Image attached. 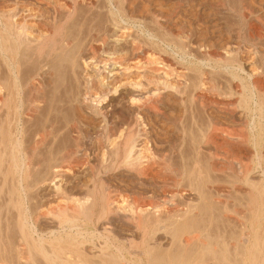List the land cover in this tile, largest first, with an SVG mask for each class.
Instances as JSON below:
<instances>
[{
  "label": "rangeland",
  "instance_id": "374dc122",
  "mask_svg": "<svg viewBox=\"0 0 264 264\" xmlns=\"http://www.w3.org/2000/svg\"><path fill=\"white\" fill-rule=\"evenodd\" d=\"M113 1L112 0H106V1L101 0L96 6H94V8H91V9L87 8V10H85L84 8L80 10L79 14L76 17L77 21L76 19H75L76 22L73 21L75 25L72 22L68 28L71 34H75L79 32V30L83 26L84 27L86 26L85 28L83 27L84 29L89 28L93 30H99V28H101V26H103L104 24L106 26V24L109 21L108 20L109 18H119L120 19L119 21L122 20L124 22L123 23L121 21L123 23L122 24L123 27L127 28L129 26L127 28L128 32L133 34L134 37L136 36V38L137 37L138 39L140 38L141 40L140 42L142 43L143 46L147 48L148 47L153 48L152 50L156 53L154 54L157 60L159 59L158 60L159 62H161V60L163 63L164 61L168 62V65L171 67V70H172L171 74L173 71L178 73V74L176 73L174 74L173 72L174 75L172 74L173 75L172 77L175 78L174 83L176 84V85L174 84L175 93L173 92L174 88H170V90L168 91L167 89L163 88L162 85H159V89H160L159 94L163 92L161 94L163 95L161 96L162 104H163L161 106V108L163 107L161 112H162V115L164 116L156 115L157 117L154 116L152 118H148L149 120L146 119V123L149 129L147 130L149 131L148 132L149 133L148 139L150 140L149 146L151 148L152 155H149L150 158L148 157L147 158L148 160L147 159L143 160L144 165L146 164L145 165L146 170L141 172V171L136 170L133 167L131 168L130 166L123 164L121 159L120 160L114 159L116 161H113V159L111 158V155L108 154L109 152H107L108 149L105 148L107 149L105 150L98 144L96 140L97 136L96 134H94L93 127L97 125V122L99 120L91 121V118H88L89 116L86 115L85 111L83 110V106L80 105L82 104L80 103L82 102L81 99H83L82 97H84L83 96L84 95L83 94L84 93V82L80 78V76L72 72L70 69H66L64 65L61 66V64H58V63L54 65L53 67H51V69L56 68L58 71L56 69L55 70L49 69V71H47L48 67L46 68L47 70L45 69V72L42 74V79L45 85L44 94L46 96L44 95L45 96L44 102L41 105L42 109L39 110V113H35V115L30 114V115L25 116L24 114H22L21 118L18 120V123H19L18 130L21 131L22 126L25 127V128L23 127L24 129H22L21 131L22 135H20V137L22 136L24 138L23 139L21 137L23 141V147H24V150L26 149L25 150L26 152H29L32 150L34 146L33 141H35L36 136L39 133H42L45 128L49 127L50 125H53L54 134H52L47 139L45 147L43 146L44 148L42 147L40 150H38L39 152H37L35 155V158L36 157L38 158L36 159L34 158L32 162L34 163L36 160L37 163L40 162L39 163L40 165L37 164L36 162H35L36 165L35 163L32 164L31 176L33 175L32 176L33 179L30 178V181H29V187L30 185L31 187L28 188L29 191L27 190L28 193L25 194L28 197L24 195V199H25L24 206L27 209V211H29L27 212V216L29 215L28 219H30L28 220V222H30L28 223L29 225L28 228L30 230L31 226L33 225L32 226L33 231L30 230L33 240L35 239L36 241L40 242L38 243L35 241L36 242V243L34 242L35 245L37 244L40 247L42 245L41 248L44 250L46 254H48V256H51L53 254L54 249L57 248L59 244H61L62 246L66 245L67 243L66 240L73 239L75 237L76 231L71 230L70 232V230H68L69 227L68 228L62 227V230H61V226L59 225V222L58 220H56L57 218L54 215L55 212L61 206H63L66 201L69 204V203H72V201L75 199L76 200H79V199L83 200L84 198L92 199V193H91V189L93 188L92 173L90 169L87 167L79 168L76 171L77 173H73V174L70 173V175L67 174L66 175L67 177L66 176L64 177L63 182L66 185L63 184V182L62 184L65 186V189H66L65 191L67 192H65L66 194L64 196L62 195L61 197L65 199L60 198V196L54 192L55 191V189L53 188L54 186L53 187L49 186L50 177H51L50 171L52 170V167L55 165H58V163L59 164L61 163V160H60L61 152L65 150L71 143L73 144V137H72L73 135L70 133V126L73 123H77V124L80 123L79 125H80V128L83 127L81 129L83 130L82 134L84 135V136L81 135V137L83 136L82 137L83 140L81 139L79 141V144H81L80 145L81 150H83V152L87 154L88 159H90L89 161L91 162V164H93V167H98L100 164H105L107 171L105 170L103 172L99 185L103 184L102 187L105 189L106 193L109 192V196H111L113 199H118L124 205L126 204L125 205L126 207H128L129 205V208L135 206L138 203H142L143 201L147 200L146 203L151 205L150 212L152 215H154L155 213H157L158 211L162 209L163 210L170 209V207L171 209H174L175 211L176 210L180 211L181 209H183L184 211H180L181 215L182 214L184 215V213L191 211L189 214L186 215L185 218L183 217V219H181V217L176 215L175 216L176 218L174 217L169 220H166V219L162 220L161 224L160 223L158 224V228L151 233L150 236H152V238L149 237L151 238L149 239V245L151 248L153 247L152 249L154 252L153 255H155V259L156 257L160 258L161 256L163 257H165V255L168 256L169 254L171 259H173L174 257H175L174 258L175 260L178 259L175 264H182V263L183 264L184 263L185 264H195V263L196 264H252V263L253 264H264V201L262 200V198H264V194H263L264 190L262 192V189H264V146L261 147L260 145H256L254 143L256 141L264 140V130H262L259 127L260 126L259 123L260 122L263 123L264 120L261 118L260 113H257L255 117V114H251L250 112H248L243 102V100L245 101L244 95L248 94L249 98H251V96H254V99H255L254 101L256 102L259 99L258 97L259 95L257 93L251 95L252 93L250 92H246V93L242 92L243 84H248L249 82L252 81L251 78H249L250 75L248 74V71H247L248 69L246 68V66L245 67L243 66V69L246 68V70L243 71V69L240 68V64L238 62L235 63L234 67L232 66L230 67L229 64L220 65L219 60L211 56L213 55V53L216 52V53H219V55L221 56L224 55L225 57L224 56L222 57V60H224L228 58V56H231V55L235 56L234 49L240 48L243 46L242 49L240 48L242 51L245 48L244 50H248L251 53H253L255 57H258L256 60L260 64L256 67L259 68L260 70L264 68V62H263L264 55H262L264 54V37H263L264 36V30H263L264 29V26H263L264 25V0L262 1L261 0H256V1L255 0H250V1L245 0L247 3L252 4V6L251 5L250 6L253 8L254 14H253V17L246 16V20H245L246 22L242 21L243 22L242 25L240 24V20L238 19V17L235 16V12L233 11L234 9L232 8V6H235L234 4H238L239 2L238 0H232V1L231 0H223V1L222 0H133V1L127 0L126 1L127 3L125 2V4L121 5L123 7L118 6L119 10L115 7ZM255 16L258 18H256ZM258 19L260 21H257ZM93 20H94V23H92L93 27L92 26L90 27L91 22H93ZM261 22H263V24ZM155 24L158 25L159 27L156 26ZM246 26H248L249 28H251L252 26L253 29L252 28L249 29ZM75 27L79 30L76 31ZM255 27H256V31L254 29ZM83 28L82 30H84ZM258 29L259 31H257ZM248 30L249 31L252 30V31L249 33ZM260 31L261 33L263 32L262 33L263 36L262 34L259 35ZM173 36L175 37V39ZM179 36L180 37L182 36L180 38L181 40L179 39ZM253 36L257 37V39L259 37L258 40L260 41H258ZM261 36L263 39L260 38ZM248 37L250 38L253 37V38L249 39ZM173 39L175 41H173ZM147 40L150 42H148ZM176 42L177 43L184 42L185 45L182 44L181 46L180 45L181 43L177 44ZM149 43H152V44H149ZM148 45H151V46H148ZM183 46H186V47H183ZM234 46L235 47L238 46V47L234 48ZM180 47H183V48H180ZM251 49L254 52L251 51ZM224 50L226 51L225 54H224ZM232 52L234 53V55ZM206 53L209 55H207ZM166 57H168V59ZM216 61H218V63ZM167 62L165 63L167 64ZM261 62L263 64H261ZM216 63L219 65H217ZM60 66L61 67L64 66L63 69ZM224 66H227V67H224ZM241 69L244 73L241 71ZM201 70L204 73L201 72ZM182 71H185V74H187V76L189 75L188 76L189 78L191 77L190 80L187 76L186 77L188 79H185L186 78L185 74H183L184 72ZM199 74L201 76L203 75L205 76L204 78L207 80L206 82L209 81L208 82L209 84L207 83L205 86L207 91H204V92L200 91V92L193 93L192 92L193 89L189 87L191 86V83L195 81L196 77L201 78ZM194 75H195V78H194ZM235 75L238 77H236ZM178 77H180L181 81L177 80L179 79ZM181 78H183L184 81H182L183 79ZM197 80L199 81L200 79H197ZM240 80H242V82H240ZM262 80L264 84V78ZM178 82L182 85L184 84V87L182 88H185V89L179 88ZM187 82L189 83V85H185V84H188ZM182 85H180V87ZM211 85L215 87H212ZM79 86L83 88L80 87L81 88L80 89ZM237 88H238V91H237ZM189 89L191 92L189 91ZM211 89H215V90H211ZM176 90H177V93H176ZM181 90L182 92L183 90H185L188 94L185 93V91L181 93ZM212 91H214L215 93ZM164 93L166 94L164 95ZM240 93L241 95L245 93L244 95H242L243 99H241L242 97L240 96ZM77 94H79L80 96ZM191 94H193L194 96L195 94H200L204 98L203 100L202 99L199 100V98L197 97L194 98L193 95L191 96ZM194 99H198L199 102H197L196 100L195 102ZM204 99L205 100L207 99L206 102ZM214 99L215 101H213ZM210 102L213 105H211ZM217 103L219 104L216 105ZM229 103L230 104L232 103V104L230 105ZM204 104L206 105L205 107L202 106ZM221 104L226 105V106H222ZM207 105L209 106L208 108H206ZM79 106L82 108H80ZM239 106H242V107H239ZM214 107H218L219 110L221 108L222 110V111L220 110L221 113L218 111L217 108L216 110ZM231 107L236 113L233 112L232 109H230ZM234 107H236L237 109L236 108L234 109ZM226 108H228L229 110ZM230 110L232 112H230ZM165 114L167 115L168 118L166 117ZM250 119L252 120L250 121ZM239 120L240 121L242 120V121L240 122ZM253 121L255 124L252 123ZM215 122L216 123L218 122L219 126H217L218 129L214 130V128H217L216 125H218ZM85 124L89 126H86ZM212 124L213 126L211 127ZM220 125L222 127L221 130L223 129L227 133V135L224 133L223 130H222L223 131L222 133L224 134L218 132L220 130L219 129ZM253 125L255 127V130L253 129L254 128ZM90 126L93 130L90 128ZM207 126H209V128L211 129L214 127L212 129L213 131L211 132V129L207 128ZM207 129L210 131H208ZM215 131L217 133H215ZM253 138L255 139V141L253 140ZM244 139H246L247 143L246 142L244 143ZM64 165L75 167L76 163L72 161ZM48 175H50V177ZM37 176L38 177L40 176L39 177L40 180ZM42 176L43 178L48 177L47 180L46 178L43 179ZM195 179L197 180V182L195 181ZM42 180H44L43 183H42ZM84 185L85 186L87 185L88 187L86 186L87 187L86 188ZM106 188L108 189L107 191H106ZM7 190H8V187L6 186L1 193V188H0V201L3 202V204L2 202H0V206L3 205L2 207L3 208L5 207L4 209L0 207L1 208L0 214L3 218L2 219L3 221L1 220L2 221L1 225H3L2 227L5 230L6 227L4 228V226H6L7 224V227H8L7 229H9L7 230V232L13 235L14 233L12 232L15 231L14 236L17 234V237H18V232L15 228L16 212L12 208V206L10 207L6 203V201L8 200V196L6 194ZM259 191L261 192V194ZM66 195H68L69 197ZM2 198L3 200H1ZM62 199L64 202L62 201ZM4 204L8 206L7 210ZM177 207L178 209H176ZM10 208L11 210L9 211ZM10 214L12 216H10ZM33 215H36L37 217ZM41 215H43V217H41ZM4 216H6L7 221ZM178 217H179V222L178 220H175V219H178ZM32 218L34 219L32 220ZM37 218L40 220H36ZM10 220H12L13 222ZM185 220H186V223H185ZM35 221H38V222H35ZM4 222H7V223L5 224ZM11 223L12 224L14 223L13 224L14 227ZM176 223L177 224L179 223V225L177 226ZM82 224H87V222L84 221L82 222ZM88 225L89 226L83 230L84 235H81L79 237V240L81 242L82 240L84 242L86 241L84 249L89 255H93V254L95 255L97 253V250L94 247L100 246L102 244L100 243V241L103 242V240H101L99 237V231H102V226L111 229V231L113 230L114 234L118 237L120 242H125L129 244L130 240H136L137 242L141 240V237H140L141 235H138L140 233L135 229V227L132 224L127 222L122 217H111L110 219H108V222L103 221L98 226L99 228L97 232L95 231L94 229L95 227L93 225H90V224ZM34 227L36 230L34 229ZM90 231L91 233L97 234L96 236L97 238L95 237V239L92 240L91 243L89 241ZM67 232H68V235H67ZM185 232H188V233H185ZM245 232H248L247 234L250 235V240L248 244L245 243L244 239L242 240L244 234H246ZM5 233H6V230H5ZM34 233H36L37 235ZM70 233H72L73 235ZM14 236H12L11 238V235H10L9 237L10 239H13L16 237ZM189 236L191 237V239ZM38 237L39 239H37ZM63 237H65L64 238L65 242L62 240ZM183 238L187 240L189 239L190 244L192 242L193 243L191 245L190 244L182 245L185 240V239L183 240ZM179 239H182V241H180ZM61 240L63 241V243ZM173 241L176 242V245H174L175 243ZM51 249H53V251ZM192 249H195V250H192ZM37 250H39V248ZM37 250L34 249L33 251L32 249L33 252L30 253L31 251H28L27 249L29 254L32 256L30 257V255H28V259L26 260H22V259H24L27 256V253H28L27 251H26L25 257L22 258L21 260L20 259L14 260L13 258L12 259L13 261L9 260L10 263L8 262V260H6L4 263L5 264H15V263L16 264L18 263L19 264H51V261H49V259L45 257L41 253L40 250L39 251ZM177 250H180V251H177ZM47 251H49V253ZM199 255L200 256L203 255V256L199 257ZM192 256H193V259L190 258ZM41 257L43 259L45 257V259L47 260L45 259L43 260ZM188 258H190L191 261ZM195 258L196 259L198 258L197 262ZM185 259L186 261H184ZM97 261L98 260H96V262ZM150 262L152 264V262L154 263V260L152 259V261Z\"/></svg>",
  "mask_w": 264,
  "mask_h": 264
},
{
  "label": "bare ground",
  "instance_id": "6f19581e",
  "mask_svg": "<svg viewBox=\"0 0 264 264\" xmlns=\"http://www.w3.org/2000/svg\"><path fill=\"white\" fill-rule=\"evenodd\" d=\"M100 1L101 0H0V188H1V193H2L3 189L6 186L8 187V190L6 192V194L8 196V200L6 201V203L8 206H10V207L12 206V208L16 212V214H15L16 215L15 216V218H16L15 228L18 232V237H17V234L15 235L16 237L14 236L15 231L12 232V233H14L13 235L9 234V232H7V230H9V229H7L8 228L7 224H6L7 222H4L6 224V226H4V228L6 227V229H5L6 233H5V230L2 227L3 225H1L3 218L0 214V264H3L6 260H8V262H9V260L11 261L13 258H14V260L15 259L21 260L22 258L25 257L27 249H28V251H31L30 253H32L34 251V249L37 250L38 248L41 251V253L45 257H47L49 259V261H51V264H99V263L100 264H103V263L104 264H151L150 261H152V259L154 260V263L152 262V264H175L176 261L178 260V259L175 260L174 259L175 257L173 259H171L169 254H168V256L165 255L166 258L161 256L160 258L156 257V259H155V255H153L154 254L153 249H152L153 247L151 248L149 245V239L152 238V236H150V235L154 230H156L158 228V224L159 223L161 224L162 220L172 219L176 215L181 217V219H183V217L185 218L186 215L189 214L191 211L190 212L188 211V212L184 213V215L183 214L181 215L180 211H184L183 209H181L180 211H178V210L175 211L174 209H171V207H170V209H166V210L162 209V210L158 211L157 213H155L154 215H152L150 212L151 211V205L146 203L147 200L146 201L142 200L143 201L142 203H138L133 207L130 206L131 208H129V205H128V207H126L125 206L126 204L124 205L118 199H113L111 196H109V192L106 193L105 189L102 187L103 184L99 185L100 179L102 178V174L106 170L105 164L99 163L100 165L98 167H93V164H91V162L89 161L90 159H88L87 154L85 152H83V150H81V147H80L81 144H79V141L82 139V137L84 135L82 134L83 130L81 128H83V127L80 128V125H79L80 123L79 124L73 123L70 126V133L73 135L72 136L73 137V144L71 143L65 150H63L61 152V154H60L61 163L60 164L58 163V165L54 164L55 166H53L52 170L50 171L51 177H50V175H48L50 177L49 186L50 187L54 186L53 187L55 189L54 192L57 195H59L60 198H63L61 196L62 195L64 196L66 194L65 192H67V191H65L66 189H65V186L63 185V184H65L63 182L64 177L67 174L70 175V173H72V174L77 173L76 172L77 169L83 168V167L89 168L91 173H92V181H93V188L91 189L92 199H86V198H84L83 200L82 199H79V200L75 199L72 201V203H69L70 205L66 201L65 202L66 205L64 204L63 206H61L54 214L55 217L57 218V219L56 218L55 219L58 220L59 225L61 226V230H62V227H67V228L69 227L68 230H70V232H71V230L76 231L75 237L71 240H66L67 241L66 245L62 246L61 244H59L58 247L56 245L57 248L54 249L53 254L51 256H48V254H46L44 252V250L41 248L42 245H41V247L37 244L35 245V243L38 241H36L35 239L33 240V237H32L31 231H30V230H32V226H33L32 223L34 221L31 223V225H32L31 229L29 230V228H28V226H29L28 223H30V222H28V220H30V219H28L29 215L27 216V212H29V211H27V209L24 206V200H25L24 195L26 193H28L27 190H28V188L31 187V185L29 187L30 178H32V176H33V175L31 176V174H32L31 173V167H32V164H34L36 162V160L34 163H32V162L35 158L36 153L39 152L38 150H40L43 146L45 147L47 139L54 133H53V125H50L49 127H47L48 126L47 125L48 123H47L46 124L47 128H45L42 133H39V134L37 133L38 135L36 134L37 136H36L35 141L32 140L34 142V146L32 145L33 146L32 150L29 152H26L25 151L26 149L24 150V147H23V141H22L23 137L22 136H21L22 138L20 137V135H22L21 131L25 127L22 126L21 131H19L18 130V125H19L18 120L21 118L22 114H24L25 116L30 115V114L35 115V113H39V110L42 109L41 105L44 102V97L46 96L44 94L45 85H44V81L42 79V74L45 72V69L47 67H48V70L47 69L46 70L49 71V69H51V67H53L54 65H56L58 63V64H61V66L64 65L66 69H70L72 72H74L80 76V78L84 82V93H83L84 97H82L83 99H81L82 102H80V101H78V102L82 103L80 105L83 106V110L85 111L86 115L89 116L88 118H91V121L99 120L95 127L92 126L94 130L90 126V128L94 131V134H96V136H97L96 140H97L98 144L102 148L108 149L107 152H109L108 154L111 155V158L113 159V161L121 159L123 164L128 165L131 168L133 167L136 170L141 171V172L146 170L145 169L146 164L144 165L143 160L147 159L149 157V155H152L151 154L152 151H151V148L149 146L150 145V140L148 139V134H149L148 132L149 131H147L149 129H148V125L146 123V119L152 118L156 115L157 116L158 115L164 116V115H162V112H161L162 108H163V107L161 108V106L163 105L162 104V97H161L163 95H161V94L163 92L161 94H159V91H160L159 85H162L163 88L167 89L168 91L170 90V88H174V90L173 89L172 90H173V92L175 91V85H176L174 83L175 78L172 76L175 73L176 74H178V73L173 71L174 74L172 72V74H173L172 75L171 74L172 70H171V67L168 65V62L164 61V60H163L164 63L162 62V60H161V62H159L158 61L159 59L157 60V58L155 56L156 53L152 50L153 48L152 47L147 48V47L143 46L142 43L140 42L141 41L140 38L138 39V37L136 38V36L134 37L133 34L128 32L127 28L129 26L127 28L123 27L122 24L124 22L122 20L121 21L123 23L121 21H119L120 20L119 18H109L108 19L109 21L106 24V26L104 24L103 25L104 27L101 26V28H99V30H93V29H89V28L84 29L86 26L85 27L83 26L84 28L81 27V29L79 30L75 27L76 29L75 28L74 29L76 31L79 30V32H77L75 34H71V32L68 28H69L70 24L73 21H75V19L77 21L76 17L79 14L80 10H82L84 8H85V10H87V8H90V9L94 8V6H96ZM126 1L127 0H114L113 3L115 5V7L118 9L122 4H125ZM238 1H239L238 4H234L235 6H232V8L234 9L233 11L235 12V16L238 17V19L240 20V24L242 25L243 22H246L245 21L246 16H252L253 17L254 10L251 7L252 4L247 3L245 0H238ZM233 3H234V1H233ZM121 7H123V6H121ZM128 8H129V6H128ZM89 14H90V12H89ZM256 18H258V17H256ZM247 20H249V19H247ZM87 21H89V20H87ZM257 21H260V20L258 19ZM84 23H86V22H84ZM87 23H89V22H87ZM92 23H94V20H93V22H91L90 27L92 26ZM261 23L263 24V22H261ZM81 24H80V26H81ZM262 24H261V26H262ZM74 25H75V23H74ZM249 25H251V24H249ZM156 26H158V25H156ZM248 26H246V27L249 28ZM82 28L84 30H82ZM251 28H252V26H251ZM251 28H249V29H251ZM254 29L256 31V27ZM150 31H152V30H150ZM239 31H241V30H239ZM248 31H247V33H248ZM251 31H249V33ZM257 31H259V29ZM229 32H231V31H229ZM171 33H169V34H171ZM262 33L260 31L259 35ZM256 36H258V35H256ZM262 36H263V34H262ZM262 36L260 38H262ZM181 37L179 36V39ZM248 38L252 39L250 37H248ZM254 38L257 39V37H254ZM174 39H175V37H174ZM174 39H173V41H175ZM258 39H259V37H258ZM258 41H260V40H258ZM148 42H150V41H148ZM148 42H147V44H148ZM184 42L181 44L179 42L178 43L182 46V44L185 45ZM144 43H146V42H144ZM152 43H149V44H152ZM187 43H188V41H187ZM238 45H240V44H238ZM148 46H151V45H148ZM183 47H186V46H183ZM183 47H180V48H183ZM236 47H238V46H236ZM236 47L234 46V48H236ZM242 47H240V48L242 49ZM240 48L234 49L235 56H232V55L228 56V58H226L224 60H222V57L224 56L223 54H222L223 56H221V55H219V53L215 52V53H213V55H211V54L210 55L213 56L214 58H217L219 60L220 65L229 64L230 67L231 66L234 67L235 63L238 62L240 64V68L243 69V66L244 67L246 66V68L248 69L247 70L248 74L250 75L249 78H251L252 81L251 82L248 81L249 82L248 84H243L242 92H245V93L250 92V93H252L251 95L257 93L259 95L258 96L259 99L256 102V101H254L255 100L254 96H251V98H249L248 94L244 95L245 93H243L242 95L245 96V101L243 100V102H244L245 108L248 110V112H250L251 114H255V117H256L257 113H260L261 118L264 120V84H263V80H262L264 78V68L262 70H260L259 68L256 67L260 64L256 60L258 57H255V55L253 53H251L250 51L244 50L245 48L243 49V51ZM205 51H206V49H205ZM251 51H253V50L251 49ZM225 52L226 51L224 50V54H225ZM255 52H257V51H255ZM229 53H231V52H229ZM207 55H209V54H207ZM233 55H234V53H233ZM262 55H264V54H262ZM256 56H258V55H256ZM166 58L168 59V57H166ZM165 62H167V64ZM216 62L218 63V61H216ZM256 63H257V65H256ZM261 64H263V63L261 62ZM217 65H219V64H217ZM63 67H61V68L63 69ZM224 67H227V66H224ZM228 68H229V66H228ZM246 68H244L243 71H245ZM53 69L55 70L56 68H53ZM53 69H51V70H53ZM242 69H241V71H242ZM182 72H184L183 74H185V71H182ZM201 72H203V71L201 70ZM67 73H69V72H67ZM209 73H210V71H209ZM186 76H187V74H185V77ZM187 77L185 79L189 78V77L188 78ZM204 77H205L204 75L201 76V78L196 77L197 79H200L198 81L194 75L196 82L194 81L191 83L190 87L188 86L189 88L193 89L192 90L193 93L200 92V91L201 92L207 91L205 86L209 81L206 82L207 80ZM236 77H238V76H236ZM178 78L179 79H177V78L176 79L181 81L180 77H178ZM190 78H189V80H190ZM194 78H192V79H194ZM58 79H59V77H58ZM181 79H183V78H181ZM182 81H184V79ZM240 82H242V80H240ZM180 85H182V84L179 83V86L178 85L177 86L181 89H185V88H182V87H184V84L181 87H180ZM185 85H189V83L185 84ZM81 86H83V85H81ZM81 86H79V88ZM162 86H160V87H162ZM212 87H215V86H212ZM81 88H83V87H81ZM73 89H74V87H73ZM215 89H211V90H215ZM184 91L185 90H183V92ZM189 91H190V89H189ZM237 91H238V88H237ZM183 92L181 90V93H183ZM212 92H214V91H212ZM176 93H177V90H176ZM185 93H187V92L185 91ZM79 94H77V95H79ZM165 94L166 93H164V95ZM192 95L193 94H191V96ZM213 95H215V94H213ZM238 95H239V93H238ZM242 95L240 93V96L242 97L241 99H243ZM193 97L194 98L197 97V98H199V100H201V99L203 100V98H204L200 94H195V96L193 95ZM195 100L197 102H199L198 99H194V101ZM206 100H205V102H206ZM213 101H215V99ZM211 102H212V100H211ZM211 102H210V104H211ZM216 102H217V100H216ZM51 104H52V102H51ZM218 104L219 103H217L216 105H218ZM211 105H213V104H211ZM240 105H242V104H240ZM244 105H243V107H244ZM202 106L205 107L206 105L204 104ZM222 106H226V105H222ZM208 107L209 106L207 105L206 108H208ZM239 107H242V106H239ZM80 108H82V107H80ZM214 108L218 109V107H214ZM235 108L236 107H234V109ZM224 109H225V107H224ZM226 109H228V108H226ZM230 109H232V107ZM220 110H221V108H220ZM220 110L218 109V111L221 113L222 110L221 111ZM243 110H245V109H243ZM230 112H232V111L230 110ZM233 112H235V111L233 110ZM49 113H50V111H49ZM234 115H233V117H234ZM249 116H250V114H249ZM252 116H254V115H252ZM260 116H258V117H260ZM82 117H84V116H82ZM166 117H167V115H166ZM226 120H228V119H226ZM251 120L252 119H250V121ZM20 122H22V121H20ZM57 123H59V122H57ZM208 123H210V122H208ZM247 123H249V122H247ZM252 123H254V121ZM252 123H250V124H252ZM87 124H88V122H87ZM87 124H85V125L89 126ZM216 124H218V125H216V127L219 126L218 122ZM259 124H260L259 127L262 130H264V122L263 123L260 122ZM212 126H213V124L211 125V127ZM253 127H254V125H253ZM207 128H209V126H207ZM221 128L222 127L220 125L219 129L221 130ZM41 129H42V127H41ZM209 129H211V128H209ZM212 129H211V132L213 131ZM215 129H218V127L214 128V130ZM253 129L255 130V127ZM220 130L218 131L220 133H222L224 131L223 129H222L223 131L222 130L220 131ZM225 130H226V128H225ZM250 130H251V128H250ZM208 131H210V130H208ZM216 131H215V133H217ZM57 132H58V130H57ZM151 132H153V131H151ZM224 133L227 135V133L225 131H224ZM224 133H222V134H224ZM88 134H89V132H88ZM81 135H83V136L81 137ZM253 136H254V134H253ZM254 138H253V140L255 141ZM245 142H246V139H244V143ZM254 143L256 145H260L261 147L264 146V140L256 141ZM254 147H255V145H254ZM107 149H105V150H107ZM160 155H161V153H160ZM157 157H159V156H157ZM36 158H38V157H36ZM106 159H107V157H106ZM114 159H116V160H114ZM58 160H59V158H58ZM72 161L76 163L75 167H70V166L64 165V164L72 162ZM36 163H35V165H36ZM39 163H37V164H39ZM37 168H38V166H37ZM240 168H238V169H240ZM160 177H162V176H160ZM187 177H188V175H187ZM42 178H43V176H42ZM45 178H43V179H45ZM47 178H46V180H47ZM39 180H40V178H39ZM43 181L44 180H42V183H43ZM155 181H156V179H155ZM195 181L197 182L196 179H195ZM62 182H63V184H62ZM34 185H36V184H34ZM105 185H104V187H105ZM194 185H196V184H194ZM49 186H48V188H49ZM107 190L108 189L106 188V191ZM263 190L264 189H262V192H263ZM260 194H261V192H260ZM25 196L28 197L27 195H25ZM66 196H68V195H66ZM63 199H65V198H63ZM63 199H62V201H63ZM1 200H3V198ZM262 200L264 201V198H262ZM0 202H2V201H0ZM2 204H3V202H2ZM173 204H174V202H173ZM262 204H263V202H262ZM2 206H0V207H2ZM8 206H6V210L8 209ZM40 209H42V208H40ZM176 209H178V207ZM10 210H11V208L9 209V211ZM4 213H6V212H4ZM178 214H180V215H178ZM37 215H38V213H37ZM10 216H12V215L10 214ZM10 216H8V217H10ZM33 216L37 217L36 215H33ZM4 217L6 218V216H4ZM41 217H43V215H41ZM111 217H122L127 222L132 224L135 227V229L140 233L138 235H141L140 236L141 240L137 242L136 240H130L129 239L130 240L129 244H127L125 242H120L118 237L114 234L113 230L111 231V229L102 226V231H99V237L101 240H103V242L100 241V243H102V244L98 247H94L97 250V253L95 255L94 254L89 255L86 252V250L84 249L86 241L84 242L81 239L82 240V242H81L79 240V237L81 235H84L83 230L89 226L88 224H90V225H93L95 227L94 229L97 232V230L99 228L98 226L103 221L108 222V219H110ZM179 217H178V219H175V220H178V222H179ZM33 219L34 218H32V220ZM36 220H40V219L37 218ZM6 221H7V218H6ZM10 221H12V220H10ZM84 221L87 222V224H82V222H84ZM35 222H38V221H35ZM185 223H186V220H185ZM176 225L178 226L179 223L178 224L176 223ZM183 225H184V223H183ZM13 227H14V225H13ZM179 228H181V227H179ZM179 228H177V229H179ZM34 229H35V227H34ZM39 229H41V228H39ZM35 230H34V232H35ZM63 231H64V229H63ZM190 232H189V234H190ZM36 233H34V234H36ZM185 233H188V232H185ZM245 233L246 234H244L242 240L244 239L245 243L248 244L249 240H250V235L247 234L248 232H245ZM8 234H9V236L11 235V238H12V236H14L15 238L10 239ZM70 234H72V233H70ZM67 235H68V232H67ZM85 235H87V234H85ZM181 235H182V233H181ZM96 236H97V234L91 233V231H90V240H89L90 243L92 240L95 239ZM65 237H63V239L62 238L61 239L64 241ZM149 237H151V238H149ZM191 237H190V239H191ZM83 238H84V236H83ZM37 239H39V237ZM175 239H176V237H175ZM184 239L185 238H183V240ZM179 240L182 241V239H179ZM63 241H62V243H63ZM189 241H190L189 239L188 240L185 239L184 243L182 245L190 244ZM38 243H40V242H38ZM56 243H57V241H56ZM174 243H175L174 245H176V242H174ZM91 246H92V244H91ZM32 249H33V251H32ZM195 249H192V250H195ZM39 250H37V251H39ZM51 250L53 251V249H51ZM177 251H180V250H177ZM47 252L49 253V251H47ZM157 253H158V251H157ZM28 255H30L29 252L27 253V256H26L27 258L25 257L22 260L28 259ZM31 256L32 255H30V257ZM180 256H181V254H180ZM201 256H203V255H201ZM201 256L199 255V257H201ZM45 257H44V259H45ZM190 258L193 259V256ZM190 258H188V259L191 261ZM197 259H196V262H197ZM45 260H47V259H45ZM96 260H98L99 262L98 261L96 262ZM184 261H186V259ZM193 261H195V260H193ZM17 262H18V260H17ZM254 263H255V261H254Z\"/></svg>",
  "mask_w": 264,
  "mask_h": 264
}]
</instances>
